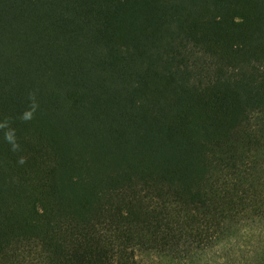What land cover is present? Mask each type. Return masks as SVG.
I'll return each instance as SVG.
<instances>
[{"label":"trees","instance_id":"trees-1","mask_svg":"<svg viewBox=\"0 0 264 264\" xmlns=\"http://www.w3.org/2000/svg\"><path fill=\"white\" fill-rule=\"evenodd\" d=\"M262 220L264 0H0V264H264Z\"/></svg>","mask_w":264,"mask_h":264},{"label":"rangeland","instance_id":"rangeland-1","mask_svg":"<svg viewBox=\"0 0 264 264\" xmlns=\"http://www.w3.org/2000/svg\"><path fill=\"white\" fill-rule=\"evenodd\" d=\"M253 238L251 241L259 247L264 246V220L259 221L254 227ZM251 255V254H250ZM264 256V254H263ZM229 262L228 258H231ZM242 257L240 250H235L233 253L229 251H222L221 253L208 252L203 259H198L195 264H237ZM264 258V257H263ZM264 262V259H263Z\"/></svg>","mask_w":264,"mask_h":264},{"label":"clouds","instance_id":"clouds-1","mask_svg":"<svg viewBox=\"0 0 264 264\" xmlns=\"http://www.w3.org/2000/svg\"><path fill=\"white\" fill-rule=\"evenodd\" d=\"M25 118H30V113H26V114H25ZM7 138H8L9 140H11V139H12L11 134H8Z\"/></svg>","mask_w":264,"mask_h":264}]
</instances>
